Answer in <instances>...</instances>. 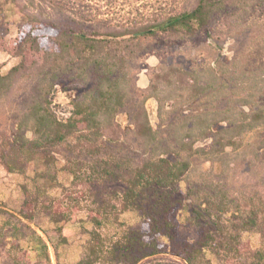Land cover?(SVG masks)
<instances>
[{"label": "trees", "instance_id": "trees-1", "mask_svg": "<svg viewBox=\"0 0 264 264\" xmlns=\"http://www.w3.org/2000/svg\"><path fill=\"white\" fill-rule=\"evenodd\" d=\"M262 1L198 0L189 11L104 31L76 19L27 13L17 33L8 36L1 29L6 11L18 6L19 0H0V50L19 60L5 73L0 64V101L21 76L33 78L17 134L0 129V168L25 179L20 184L23 218L34 222L44 217L47 222L41 227L46 238L34 229L15 228L14 264H26L31 247L41 257L49 256V242L58 264H138L167 252L188 264H211L209 252L219 264H246L249 252L264 259V192L256 190L244 199L219 179L231 165L228 148L240 149L243 134L264 128L260 102L264 75L245 73L243 107L230 105L187 115L171 123L172 135L163 137L151 122L147 99L154 97L162 113L174 98L188 104L210 93L218 98L225 89L229 91L228 83L213 69L196 73L167 65L154 75L150 93L138 105L133 136L117 120L133 99L132 62L153 50L151 37L166 33L192 38L209 29L217 17L227 13L238 18ZM61 83L66 89H83L72 100L73 113L66 120L59 118L51 99ZM263 148L264 140L249 144L246 151L252 152L253 163L264 164ZM62 149L71 153L60 168L71 176L69 185L58 175ZM195 156L215 164L199 185L191 179ZM184 180L189 184L186 193L181 188ZM192 197L197 201H189ZM184 210L192 216L198 237L170 245L167 239L177 238ZM127 213L138 214L140 222H128ZM238 213L248 218L245 229L259 231L258 249L244 240V228L232 222ZM76 222L79 232L67 233ZM77 246L80 254L73 257Z\"/></svg>", "mask_w": 264, "mask_h": 264}, {"label": "rangeland", "instance_id": "rangeland-1", "mask_svg": "<svg viewBox=\"0 0 264 264\" xmlns=\"http://www.w3.org/2000/svg\"><path fill=\"white\" fill-rule=\"evenodd\" d=\"M198 0H19L18 6L9 8L5 25L1 28L8 32V36L17 33L18 26L26 18L27 13H38L53 19H76L85 22L93 29L112 30L141 23L152 22L155 19L166 18L184 11L192 10ZM153 50L145 53L132 62V76L134 80L133 99L117 116L122 130L129 136L134 134L133 119L138 105L151 90V81L156 73L164 66L177 64L196 73H209L215 70L229 85V91L216 98L212 93L204 95L194 102L183 104L171 99L166 104L164 112L159 113L158 101L151 97L146 106L152 124L159 129L163 137L171 136L173 122H180L185 116L198 113L205 109H224L227 106L243 107L241 98L245 92L241 91L246 85L245 73H260L264 75V1L251 6L247 11L239 14L238 18L224 14L217 17L209 29L200 31L195 37L181 39L166 33L151 37ZM18 59L6 51L0 50V64L5 73L18 63ZM209 75V74H208ZM264 77V76H263ZM32 75L21 76L11 93L0 101V129L16 135L23 114L26 110L25 99L32 92ZM232 90V91H231ZM83 89H66L61 83L54 89L51 99L53 108L60 119L66 120L73 113L72 100ZM241 91V92H240ZM264 104V96L261 97ZM251 109V106H245ZM32 137V133L28 134ZM244 145L240 149L228 148L231 165L219 178L229 188L235 190L242 198L256 190L264 192V164L261 161L252 162V152H247L249 144L264 140V128L243 134L240 138ZM210 141V140H208ZM207 141V142H208ZM202 145L205 142H200ZM251 147V146H250ZM264 159V148L261 150ZM62 149L58 163L60 180L69 185L71 176L60 168L70 155ZM89 158V157H88ZM215 164L203 156L193 157L191 179L199 185L203 177H207V169ZM203 173V174H202ZM25 179L22 175L10 174L0 168V264H14L11 247L16 237L15 228L31 232L37 230L45 238L41 227L46 226L44 217H38L31 222L20 214L24 201V194L20 184ZM188 181L181 183L184 193L188 191ZM198 198H189L196 202ZM231 216V215H229ZM124 218L130 223H139L140 216L127 213ZM192 216L184 210L180 216L181 225L174 241L167 239L170 245H181L193 242L198 237V231L193 224ZM248 218L243 214L232 217V222L239 227L245 226ZM80 223L76 222L67 228V233L79 232ZM243 238L253 250L261 245L260 233L257 229H243ZM26 245V244H23ZM31 245V244H29ZM50 245V255L41 257L40 251L31 247L29 261L26 264H58L55 250ZM80 249L77 246L73 257H78ZM208 257L211 264H219L218 259L210 252ZM246 264H264V259L249 252L245 255ZM138 264H188L185 259L171 252L148 256Z\"/></svg>", "mask_w": 264, "mask_h": 264}]
</instances>
